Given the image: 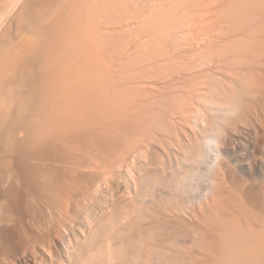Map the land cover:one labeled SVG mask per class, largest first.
I'll use <instances>...</instances> for the list:
<instances>
[{
	"label": "bare ground",
	"instance_id": "bare-ground-1",
	"mask_svg": "<svg viewBox=\"0 0 264 264\" xmlns=\"http://www.w3.org/2000/svg\"><path fill=\"white\" fill-rule=\"evenodd\" d=\"M0 264H264V0H0Z\"/></svg>",
	"mask_w": 264,
	"mask_h": 264
}]
</instances>
